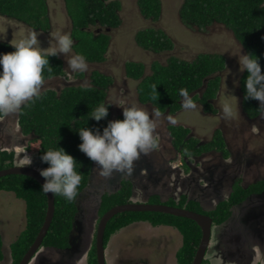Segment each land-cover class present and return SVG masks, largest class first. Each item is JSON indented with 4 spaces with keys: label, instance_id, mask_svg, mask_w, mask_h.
Segmentation results:
<instances>
[{
    "label": "flooded vegetation",
    "instance_id": "obj_1",
    "mask_svg": "<svg viewBox=\"0 0 264 264\" xmlns=\"http://www.w3.org/2000/svg\"><path fill=\"white\" fill-rule=\"evenodd\" d=\"M104 2L108 6L112 4L114 0H104ZM122 6L124 7L123 4L117 2V7L113 9L119 19L117 25L107 26L102 29L96 24L95 28L93 27L94 25H89L88 29L93 31V33H97L95 35H104L106 33L108 36L111 34L124 35L123 26H125L126 23L123 19L125 15L123 14V9H121ZM160 15L161 14H159V16ZM136 17L141 23H144L142 19L144 21H149L150 16L146 18L141 16V19L136 12ZM177 19L183 28H187V26L180 21L178 14ZM144 24L147 26V23ZM128 27H131L130 24ZM128 27L125 33H130L131 29L129 30ZM144 27L141 26L140 28ZM183 28L179 33L184 31ZM70 30L71 28L69 31ZM163 32L172 42V47L159 51L147 50L144 48L146 51H149L148 57L146 56L147 61L142 65L143 74L141 78L131 77L134 83V90L137 88V81L147 74H150V71L153 73V68L157 64H168L170 58H177L174 55H170L165 59V62L160 60L159 54L164 58L172 52L175 45L174 38L171 36L173 33L169 32L167 29H163ZM68 33L70 34V32ZM107 41L109 42L108 39ZM135 45L138 49L137 44ZM109 52L112 53L108 48L107 52L104 51L102 53V57L105 58L106 54L110 57ZM135 52L136 48L133 49L132 54ZM221 57L222 67L211 76L218 77V87L213 97L208 99L214 111H204L201 102L197 100L193 101V103L196 104L195 109L213 118H216L221 113L217 105V98L222 91V75L225 65L227 66L225 57L223 55ZM178 59L185 60L181 58ZM128 62L141 64L142 59H131ZM128 62H125V64L127 65ZM86 63L91 70L90 66L93 65L91 64V60L86 61ZM101 70H103V67ZM56 80L58 79H53V82ZM203 81L207 82L208 80L205 78ZM206 86L207 84H203L199 89L205 90L207 88ZM50 87H53V85ZM236 88L237 93L240 95L238 100L239 111L244 115L242 120L245 119L252 129V135L248 137V140L252 139L250 144L258 151L257 156L248 160L253 164L252 170L257 172L259 166L264 165V116L261 115V112L264 111V106H261L260 111L257 113L249 114L242 103L239 80ZM104 92H107L106 88ZM178 102L181 106L174 111H170L168 108L159 111L157 110V105L153 102L140 101L138 93L136 97V103L147 108L150 114L152 111L159 113V116L154 119L164 122L166 130L164 139L174 148L175 155L178 156L179 164H175L172 158H165L160 152V136L163 137V135L158 134L157 131L153 134L155 147L148 154L140 155L139 159L133 163L131 173H113L111 177H102L100 175L95 177V173L99 174V168L95 167V162L90 160L87 180L72 201L73 211L71 209L72 213L69 212L71 217L69 219L65 243L62 246L45 243V234L26 264H88L89 255L92 253L93 249L95 255V229L100 217L112 206L131 202L157 204L165 206L166 208L182 209L186 212L199 214L208 218L209 233L198 264H216V262L222 264H264V178L254 177L251 182L243 185L244 179L241 175H230L227 172L217 171L219 168L222 170L225 166H233L237 163H244L246 161L244 158L238 160L241 154L237 150L232 151L233 149L226 136V133L230 130L227 128L226 124L233 126V133L236 132L235 127L238 126L237 122L228 120L225 121V124L224 121L221 120V122L214 127L211 138L202 140L192 131L189 125L182 121L172 120L174 116V118H176L179 114L190 110L184 106V97ZM20 111L21 110L15 112L16 121L14 122L8 119L10 116L14 118L15 113H0V163H3L0 170L32 167L39 172V169L42 168L41 160H39V166H35L32 163L28 164L27 162V159L32 156L30 153L32 151H29L31 149L27 144V136L32 140L33 132L31 130L27 132L22 127L19 119ZM3 126H5V128ZM177 127L181 129L179 130ZM5 129H8L10 133L5 134ZM216 130H219L221 133L222 140L224 141V151L217 148L201 151L193 148H184L190 147L186 144V141L190 139L195 140V147L204 145L206 141L214 138ZM182 131H184V133H182ZM181 133L183 134V143H175L177 142L178 135ZM237 136L238 133H233L230 142H236ZM22 142L24 144H19ZM165 149L168 153V148ZM225 152L226 155H224ZM4 154L9 156H4ZM34 154H36L37 157V152L35 153L33 151V155ZM209 154L214 155L217 160L215 163L206 165L208 159H204L203 157ZM215 168H217V170H214ZM215 172H218L219 176L221 172H223L220 177L229 178L226 186L222 185L223 181H221L220 177H215ZM14 174L19 173H9L0 177ZM93 179L95 180L93 181ZM252 186H256L258 190L250 189ZM0 191L7 190L0 189ZM241 191H243V194ZM235 192H237L239 197L238 195L235 197ZM118 193L123 195V197H121L122 200L114 203L113 197L118 195ZM104 201L109 202L110 205L108 208L102 210ZM124 212H140L142 214L137 219H133L125 226L121 227L120 230L118 229L119 231L117 232L119 233L126 228L132 227L136 235L130 237L131 241H129L130 239H128V241H123V252L120 253L123 256L118 257L115 255V258H118L114 264H174L173 258L175 259V264H181L182 262H184L183 264L186 262V264L193 263L203 233L200 225L197 224L196 221L185 216H176L163 211ZM115 215H113V217ZM167 215L178 218L180 221L185 218L189 221L188 225L194 228L195 233H192V237L189 238L187 246V253L193 250L190 257L186 256L187 254L184 256V253L179 254L185 242L183 232L174 218L172 220L169 218L167 222L153 223V221L158 220V218L163 219L165 217L166 219ZM6 217L7 223L0 217V264H19L37 234L27 247L23 248L16 246L14 243L25 230V214L23 216L20 215L19 218L21 220L19 219L17 231L14 233H12L11 229L8 231L6 225L11 223L10 226H12V223L18 220V218L13 221L14 219H11L10 215H6ZM22 229L23 231H21L17 237V234ZM117 232L115 234H117ZM12 235L16 236L11 239ZM166 236L174 242V249L168 248L165 242H163ZM137 238L138 240H136ZM108 239L105 240L104 243L103 234L105 264H109L110 260L111 248H108L110 243V240L107 243ZM161 242L163 244H161Z\"/></svg>",
    "mask_w": 264,
    "mask_h": 264
},
{
    "label": "trees",
    "instance_id": "obj_2",
    "mask_svg": "<svg viewBox=\"0 0 264 264\" xmlns=\"http://www.w3.org/2000/svg\"><path fill=\"white\" fill-rule=\"evenodd\" d=\"M63 1L66 13L71 16L73 21L72 30L79 29V27L82 29L79 31V36L71 35L72 38L76 39L75 50L88 60L101 59L102 53L107 47V39L103 34L94 35L93 31L87 28L89 25L96 24L100 26L117 25L119 19L113 10L117 7V2L107 6L104 0ZM138 3L143 16L157 18L160 12L159 0H138ZM179 12L183 23L192 29L196 27L203 29L205 25L210 24H220L228 28L237 41L242 43L244 52H252L259 58L261 69L264 71V0H183ZM0 15L23 21L30 27L42 31L50 27L48 24L50 18L47 0H0ZM135 39L140 46L153 51L172 47V42L162 30L150 28L140 30L136 33ZM12 50L10 43L0 41V53ZM221 61L222 57L216 54H199L192 61L170 58L168 64H157L150 76L142 77V80L137 81L138 98L142 102L145 100L153 102L157 105L159 111L166 108L174 111L181 106L178 101L183 98L182 91H186L192 101L201 102L204 111L213 110L208 99L213 97L216 92L218 77L211 76L222 67ZM126 69L130 77L141 78L143 74L142 64L129 62ZM60 75H65L61 61L57 56L49 57V65L45 66L43 72V86L46 83H53V79ZM246 75V72H242L239 78L242 103L249 114H253L260 111V107L257 100L244 99V78ZM205 78L208 81L204 83ZM106 81V78L100 76L98 79H94L95 87H64L60 92H57L55 87L53 89H42L38 99L28 102L26 106L20 109L19 119L22 127L27 132L31 130L33 132V135L31 134L32 141L38 142L37 156L39 160H41L40 156L43 151L57 147L58 143L59 147L64 148L80 163L78 171H80L82 179L77 192L87 180L90 159L79 150L78 145L81 141L74 130L78 126H83L86 122L85 126L90 128L99 127L102 129L106 126L109 116L100 121L91 118H88L90 121L86 120L90 114V109L104 103ZM203 84H207V88L205 90L199 89ZM139 92H142V95ZM182 133L178 135L175 143H183ZM186 144L190 147H184L185 149L193 148L198 151L211 148L222 151L225 149L219 130H216L212 140L206 141L200 147H195L194 139L186 141ZM224 155H226V152ZM4 156L9 155L4 154ZM1 166H3V163H0ZM47 166L45 162H42V168ZM0 189L13 191L17 198L25 201V230L14 243L18 247L25 248L30 245L43 222L46 210V195L37 181L22 174L0 177ZM250 189L258 190L256 186H252ZM241 192L243 194V191ZM235 195L237 197V192H235ZM121 197L123 195L119 193L115 195L113 197L114 203L120 202ZM72 201L54 194L55 210L45 236V243L58 246L65 243L71 217L69 212H71V209L73 211ZM109 205V202L104 201L102 210L108 208ZM141 214L140 212H124L111 218L105 228L104 243L110 234L125 226L131 220L137 219ZM169 218L171 220L175 219L184 235L185 245L179 254L184 253V256L187 254L186 256L190 257L193 250L187 253V246L192 233H195L194 228L188 225L189 221L187 219L184 218L180 221L178 218L169 215L166 216V219L165 217L164 220L158 218L153 223L167 222ZM93 251L89 255L88 264H96Z\"/></svg>",
    "mask_w": 264,
    "mask_h": 264
},
{
    "label": "clouds",
    "instance_id": "obj_3",
    "mask_svg": "<svg viewBox=\"0 0 264 264\" xmlns=\"http://www.w3.org/2000/svg\"><path fill=\"white\" fill-rule=\"evenodd\" d=\"M178 17L180 18L179 9ZM0 39H3V33H0ZM9 43L13 50L0 53V113H15L28 102L39 98L44 80L43 72L45 66L49 65V57L63 54L70 70L87 69L84 56L74 54L73 38L64 28L49 31L47 47L40 46L35 30L25 32L16 38L15 42ZM242 48V43L233 38L232 45L216 55L222 56L228 52L236 57L238 71L247 73L244 78V99H255L259 102V107L264 106V71L261 69L259 58L252 52H243ZM230 74L231 69L225 65L222 75L225 86ZM224 92L232 99L218 101L222 119L238 121L241 116L238 99L228 91L227 86ZM181 95L186 98V108L196 107L186 91H182ZM110 105L112 104L101 103L90 109L87 120L105 119ZM118 106L122 107V119L108 120L102 129L87 127L86 122L74 130L81 141L79 150L95 162V167L99 168V175L102 177H111L113 173H131L133 163L140 155L148 154L155 147L154 118L159 116V113L152 111L150 114L147 108L136 102ZM261 115L264 116V111ZM40 159L48 165L39 169L44 178L41 190L72 201L78 194L82 179L78 171L80 163L64 148L59 147L58 143L57 147L43 151ZM28 164H31V159Z\"/></svg>",
    "mask_w": 264,
    "mask_h": 264
},
{
    "label": "rangeland",
    "instance_id": "obj_4",
    "mask_svg": "<svg viewBox=\"0 0 264 264\" xmlns=\"http://www.w3.org/2000/svg\"><path fill=\"white\" fill-rule=\"evenodd\" d=\"M135 2L136 0H123V4H124L123 14L125 15L123 19L125 20L126 23L125 26H123L124 35H114L112 40L113 44L111 46V51L113 52L112 59H117L118 61L123 60V104L122 105H127L129 103L136 101V97H137V90H134L133 81L129 79L127 75H125L126 73H124L125 62H128L131 59L136 60L139 58L140 59L143 58L142 56H140L139 51L135 45V36H134L135 32L150 28L154 30L162 29V31L163 29H167L169 30V32L173 33V35L171 36L174 38L175 41L174 48L172 49V52L169 55L165 56L164 58L159 54V58L162 62H165V59L170 55H174L177 58L192 61L195 58V56L199 54H206V53L220 54V52L224 48L232 45L233 38H235L232 32L228 28L220 24L205 25L201 30L198 29L196 26H194L196 27L194 29L190 27L187 28L184 27L183 28L184 31L179 33V31L182 29L183 26L176 24L175 20L178 21L177 19L178 9L182 4L183 0H159V5H160L159 14L161 15L159 16L158 14L156 19L153 17L152 18L149 17V21H143L144 23H147V26H145V24L141 23L136 17V9H140V6L138 0H137V4H135ZM63 3H64L63 0H48L47 4H49L48 5L49 8L48 15L50 18L49 20L54 25L53 29L51 30H56L57 28L65 29L69 25V22L65 18L60 16L63 15V11H61V7L63 6ZM179 16L181 18V14H179ZM180 21H182V19ZM48 24L50 23L48 22ZM129 24L131 27H128ZM141 26L142 27L145 26V27L140 28ZM127 27L129 30L131 29L130 33H125ZM33 30L34 29L28 28L25 25L21 24L20 22H17L11 18L0 15V33H3V39H0V41H5L8 43L15 42L16 38H18L20 35H23L25 32H29ZM80 30H82L80 27L79 29H73V30L71 29V35L73 34V36L75 37L76 35L79 36ZM35 31L38 33L39 41H43V38L45 36H49L48 34L49 32L46 34L45 32L39 31L38 29H36ZM74 39L75 38L73 37V40ZM134 48H136V52L132 54ZM242 51L244 52L243 48ZM223 56L225 57L227 67L231 69V74L227 77L226 80L227 89L231 94L235 95L239 100L240 95L239 93H237L236 87L238 85L239 76L242 72L238 71V62L235 56L229 55L228 52H225ZM114 64H116V61H114ZM66 77L70 78L69 76ZM119 78L121 77L117 76V80ZM48 86H52V85L50 83H47L45 88L43 89L52 88V87L49 88ZM226 86L222 81V91L219 97L217 98V105H218V101H223L225 99H232L231 96L225 95L224 89ZM140 94L142 95V92ZM148 101L149 100H145L143 102H148ZM112 104L115 108L118 109L120 108L119 110H121V106H118L120 105V100L116 96L112 98ZM243 116L244 115L241 114L240 119L238 121H234L237 122L238 124V126L235 127L236 132H233V133H238L236 142H230V138L233 137V133H232L233 126L227 125L225 123L226 120L222 119L221 113L216 118H213L210 115L204 114L200 110L194 108L179 114L178 117L176 118H174L175 117L174 116L172 120L182 121L186 123L192 128V131L196 133V135H198V137H200L202 140H204L205 138L210 139L213 134L214 127H216L218 123L221 122V120L224 121L227 128L230 129L226 133V136H227V140L231 145V148L233 149L232 151L237 150L241 154V157L238 160L244 158L246 159V161L244 163H237L236 165L233 166L232 165L225 166V168L222 170L220 168L218 170L217 168H215L214 170L223 171L224 173L227 172L230 175L232 174L241 175L244 179L243 185H245L246 183L251 182L254 177L264 178V165L259 166L258 171L256 172L252 170L253 169L252 162L248 161L251 158L257 156L258 151L250 144L252 139L248 140V137L252 135V129L250 128V124L245 119L242 120ZM8 120L12 122L16 121V113L14 115V118L10 116ZM87 121L90 120L88 119ZM154 124H155L154 132L157 131L158 134L163 135V137L160 136V145H159L160 152L165 156V158L168 159L172 158L175 164H179L177 158L178 156L175 155L174 148L172 147V145H170V143H168L164 139L165 138L164 134L166 133L164 122L162 120L154 119ZM3 127L5 128V126ZM4 133L8 134L10 132L8 129H5ZM27 140H28L27 144L31 149L29 151H32L30 152L32 156H30L27 159V162H29V159H31V163L33 165L39 166V159L36 157V154L33 155V151L35 153L36 151H38L39 148L38 142L30 140L28 136H27ZM19 144H24V143L22 142ZM165 148H168V153L166 152ZM203 158L208 159L206 165L209 163H215V161L217 160V158L214 155H210V154ZM223 172H221L220 176L223 174ZM94 175L95 177L99 176V174L97 173H95ZM214 175L215 177H220L218 175V172L217 173L215 172ZM220 179L221 181H223L222 185L226 186L227 181H229V178L220 177ZM94 180L95 179H93V181ZM0 214H1L0 217L5 221L7 219L6 215H10V218L14 219L13 221H15L18 218V220L12 223V226H10L11 223L9 225H6V229L8 231H10L11 229L12 233L16 232L20 219L19 217L20 215L23 216L25 214L24 200L17 198L12 191L11 192L0 191ZM21 231H23V229L20 230V232L17 234V237L19 236ZM116 232L110 234L107 243L109 242L112 235H116L115 234ZM119 233L117 232V234H119L118 235L119 239L122 238L123 236L122 241L119 239L114 242L110 241L108 246V248H111L109 264L110 262L111 264H114V262L117 260L118 257L123 256L120 254L123 251V241L124 240L128 241V239H130L132 235H136V232L132 227L126 228ZM14 236L12 235L11 239H13ZM136 240H138V238ZM129 241H131V239ZM163 242H165L168 248L174 249L175 244L173 241L170 240V238H168V236H166ZM161 244L163 243L161 242ZM115 255L118 257L115 258ZM108 256H109V251H108ZM173 263L175 264L174 258H173ZM216 264H222V263L216 262Z\"/></svg>",
    "mask_w": 264,
    "mask_h": 264
},
{
    "label": "crops",
    "instance_id": "obj_5",
    "mask_svg": "<svg viewBox=\"0 0 264 264\" xmlns=\"http://www.w3.org/2000/svg\"><path fill=\"white\" fill-rule=\"evenodd\" d=\"M114 2H118L119 4L120 3L123 4V0H115ZM47 3H48V0H47ZM135 4H137V0H136ZM47 5H49V4H47ZM64 5L65 4L63 3V6L61 7V11H63V15H60V16L65 18L69 22V25L65 28V30L70 32V35H71V30L69 31V29L70 28L72 29L73 21L71 19V16L66 13ZM121 9H123V6L121 7ZM48 10H49V8H48ZM136 12L139 14L140 18H141V16L145 17L141 13L140 9H136ZM11 19H13V20H15L17 22H20L21 24L25 25L28 28L36 30L34 27H30L27 23H24L23 21L17 20L15 18H11ZM142 21H144V20L142 19ZM175 21H176V24L181 25L179 20L178 21L175 20ZM49 26H50V28L48 30H45V31L40 30V31L45 32L47 34L48 31H52L51 29H53V27H54L52 22H50ZM93 27L95 28L96 25H94ZM99 27L103 29V28H105L107 26H100L99 25ZM158 30H160V29H158ZM137 32H135V35H136ZM93 34L95 35L97 33H93ZM104 35H106L105 36L106 39L109 40V42L107 41L108 47L105 50L107 52L108 48H109V50H111V46L113 44L112 40H113V36L114 35L111 34L110 36H108L107 33L104 34ZM115 35H118V34H115ZM48 40H49V36H45L43 38V41H40V46L41 47H47L48 46ZM73 42H74V44H73V48H74L73 52L75 54V53H77V51L75 50V46H74L75 43H76V40H73ZM135 44H137V46H138V51H139L140 56L143 57L142 58V62H141V64L143 65L147 61L146 56L148 55L149 51H146L147 48L144 49L142 46H139L138 43L136 42V39H135ZM147 50H149V49H147ZM112 57H113V52L110 53V57L107 56V54H106L105 58L102 57L101 59H98V60L90 59L91 60V64H93L92 66H90L91 70L87 66V69L85 71H79V70H75L74 71V70H70L67 67V61H66V59H65L63 54L57 55V58L62 63V69H63V72L65 73V75L58 76L57 77L58 80H56V81H54L53 83H50V84L53 85L56 88L57 92H60L61 89L64 88V87H74V86H85V88L95 87L96 85L94 83V79L95 78L98 79L100 76L101 77L103 76L107 80L105 82V88H106L107 92L104 95V103L105 104H112V98L114 96H116L120 100V105H122L123 104V60L122 61H118L117 59H112ZM85 60L88 61V59H86V58H85ZM114 61H116V64H114ZM102 67H103V70H101ZM124 67H125L124 73H126L125 75H127V77H129V79H131V77L127 73L126 64H125ZM87 72H89V73H87ZM151 73L152 72H150V74H147L146 76H150ZM66 76H69L70 78H67ZM117 76L121 77V78H119L117 80ZM146 76H144V77H146ZM140 80H142V79H140ZM54 87H52V88H54ZM42 89H43V84H42L41 90ZM134 102H136V101H134ZM119 109L115 108L113 106V104L108 107L109 120H111V119H122L123 118L122 117V107H121V110H119ZM118 235L119 234L112 235L111 238H110V241L114 242V241L118 240L119 239ZM122 239L123 238H121L120 240L122 241ZM118 246H120V245H118Z\"/></svg>",
    "mask_w": 264,
    "mask_h": 264
},
{
    "label": "water",
    "instance_id": "obj_6",
    "mask_svg": "<svg viewBox=\"0 0 264 264\" xmlns=\"http://www.w3.org/2000/svg\"><path fill=\"white\" fill-rule=\"evenodd\" d=\"M9 173L24 174L26 176H29L35 179L40 185H42L44 182V178L40 175V173L37 170H35L32 167H29V168L27 167L23 169L10 168V169L0 170V176L9 174ZM45 195H46V210H45V216H44L43 222L41 224V227L35 239L31 243L28 250L23 255L19 264H26V262L28 261L29 257H31L35 248L40 244L41 240L45 236L50 226V223L52 221L54 210H55L54 194L49 192V193H45ZM124 211H163V212L176 215V216H185V217L191 218L192 220L196 221L197 224L200 225L203 233H202V240L199 244L197 254L192 264H198L200 262V257L202 255L204 245L207 240L208 233H209V219L208 218H205L199 214L186 212L182 209L166 208L165 206L157 205V204H141V203L131 202V203H123V204L112 206L100 217L97 223L96 229H95L96 264H105L103 234H104L105 227H106L108 220L111 217H113V215L120 213V212H124Z\"/></svg>",
    "mask_w": 264,
    "mask_h": 264
}]
</instances>
